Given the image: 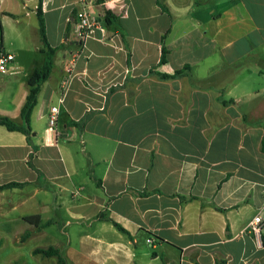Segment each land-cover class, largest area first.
Instances as JSON below:
<instances>
[{"label": "crops", "instance_id": "0c3cea01", "mask_svg": "<svg viewBox=\"0 0 264 264\" xmlns=\"http://www.w3.org/2000/svg\"><path fill=\"white\" fill-rule=\"evenodd\" d=\"M19 1L0 0V52L6 26L18 40L39 31L38 0ZM162 3L104 0L108 24L94 0H44L59 50L31 142L0 126V186L23 184L0 190V253L39 215L41 231L17 246L36 264L30 252L49 246L72 264H264L251 231L264 220V0ZM82 5L98 24L80 45ZM14 56L16 72L0 71V114L21 123L44 56Z\"/></svg>", "mask_w": 264, "mask_h": 264}, {"label": "trees", "instance_id": "16d2710c", "mask_svg": "<svg viewBox=\"0 0 264 264\" xmlns=\"http://www.w3.org/2000/svg\"><path fill=\"white\" fill-rule=\"evenodd\" d=\"M159 5L162 6V8L166 9L165 6L162 3V0H157ZM43 2L44 0H38V5L36 9V15L38 18L39 23V32L43 43V48L41 49V53L44 56L43 64L42 66L35 70L31 76L27 80V88H28V94L25 100V103L23 104L20 112V118L22 120L21 123H17L15 120L8 116H4L0 114V126H4L9 131H17L20 133H23L26 135L28 142H31V135H32V128H31V118L32 114L34 112V109L38 103V97L41 92L42 85L49 79L53 64H54V58L59 50V48H53L50 46L47 36H46V28H45V21L43 16ZM94 4L97 6L102 7V11L104 14V17L106 19V22L110 24L113 19H115V16L112 14V12L106 10L104 8V0H94ZM82 45V44H80ZM166 61L165 58V51H163L162 58L160 60V63H163ZM180 71H177L176 74H180ZM162 78L167 79L168 76H162ZM74 125H78L77 123H74ZM32 158L33 153L29 155L28 165L34 168V165L32 164ZM23 185L22 183H8L3 186H0V190L8 189V188H14L19 187ZM25 220L32 226L31 229L26 230L23 234H21L18 237L17 244L21 245L24 244L28 239H30L35 233L41 231L43 228L41 224V218L39 215H32L25 217ZM118 228L123 230L118 224H115ZM262 244L264 246V234L261 235ZM3 244L2 240H0V246ZM32 256L40 258V259H49V258H55L57 261V264H72L64 251L60 247L56 246H49V247H38L32 250L31 252Z\"/></svg>", "mask_w": 264, "mask_h": 264}, {"label": "rangeland", "instance_id": "374dc122", "mask_svg": "<svg viewBox=\"0 0 264 264\" xmlns=\"http://www.w3.org/2000/svg\"><path fill=\"white\" fill-rule=\"evenodd\" d=\"M20 3L19 0H9V5L13 6ZM7 22L15 26L14 21L11 19H8ZM27 23V21L25 22ZM8 25V24H7ZM9 25L6 26V48L5 52L7 53H13L15 55H19L21 58L28 59V58H40L41 57V51L37 50V47L43 48L42 39L40 36V32L36 29L30 26L29 29H26L23 31V40H18L17 35L15 32H12L11 29H9ZM18 47V48H17ZM19 49V52H17V49ZM18 53V54H17ZM17 238L10 239L8 241L9 248L4 249L2 253H0V264H36L37 261L33 260L30 256V254L22 255V257L19 256L21 251L18 250L17 246ZM3 242V240H2ZM15 247V248H14ZM31 253V252H30ZM32 255V254H31ZM34 257V256H33ZM38 259L37 257H35ZM40 259V258H39ZM41 261L44 264H55L52 259H41Z\"/></svg>", "mask_w": 264, "mask_h": 264}, {"label": "built area", "instance_id": "2783aa9c", "mask_svg": "<svg viewBox=\"0 0 264 264\" xmlns=\"http://www.w3.org/2000/svg\"><path fill=\"white\" fill-rule=\"evenodd\" d=\"M77 39L80 44L89 38L94 29L96 28L98 22L97 19L89 12L86 5H82L81 9L77 12ZM80 53V48L76 50L74 57L69 63L67 69L68 75L61 83V91H65L70 79L71 70L74 66V62ZM15 56L12 53H7L4 50L0 52V71L2 73H15L17 68L14 66ZM59 114V106H53L50 109L49 122L51 126H55L57 122V117ZM252 233L260 237L264 234V220L258 215L254 218L251 223ZM149 243H152V240H147Z\"/></svg>", "mask_w": 264, "mask_h": 264}]
</instances>
